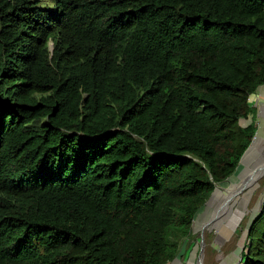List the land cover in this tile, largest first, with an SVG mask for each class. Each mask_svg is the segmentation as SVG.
Here are the masks:
<instances>
[{
	"label": "trees",
	"instance_id": "1",
	"mask_svg": "<svg viewBox=\"0 0 264 264\" xmlns=\"http://www.w3.org/2000/svg\"><path fill=\"white\" fill-rule=\"evenodd\" d=\"M262 85L264 0H0V264L172 261Z\"/></svg>",
	"mask_w": 264,
	"mask_h": 264
},
{
	"label": "bare ground",
	"instance_id": "2",
	"mask_svg": "<svg viewBox=\"0 0 264 264\" xmlns=\"http://www.w3.org/2000/svg\"><path fill=\"white\" fill-rule=\"evenodd\" d=\"M260 129L261 132L264 130V125L262 123H260ZM259 142H261L260 149L255 146V144ZM255 144L253 148L251 147L254 156L251 155L252 151L250 148L236 173L229 178L227 182L222 183L221 187H216L212 197L206 204L205 212L199 215L195 220L194 229L196 232L215 228L218 229V232L220 230L219 233H227L229 232L228 228H231V226L234 227L247 212L250 213L252 217L253 214L259 210L262 204V197L257 200L249 211L248 208L252 195L260 179L264 176V136L262 137L261 133L255 138ZM247 195L248 197H246ZM225 233H223V235ZM194 254L195 252L190 256L193 258ZM190 256L187 255V259L189 257L187 264H189L190 259H192ZM236 258L237 256H235V259ZM228 259L230 258L228 257ZM170 264H184V262L176 258V260ZM221 264L227 263L223 260Z\"/></svg>",
	"mask_w": 264,
	"mask_h": 264
},
{
	"label": "rangeland",
	"instance_id": "3",
	"mask_svg": "<svg viewBox=\"0 0 264 264\" xmlns=\"http://www.w3.org/2000/svg\"><path fill=\"white\" fill-rule=\"evenodd\" d=\"M31 99L32 98H30L29 100ZM253 99H254L253 96L249 97V104L251 107L254 103H256L255 102L256 100H253ZM252 114L255 116V124L257 127L256 136H257L258 133L260 132V122L261 120H264V117H263L264 112L262 110L261 111L258 110L257 112L256 107H255V108H252ZM250 120H251V116H249L247 119L242 120L241 122L242 126H246L247 124H249ZM262 136H264V131H263ZM261 142L255 144V146L259 149L261 148V145H260ZM225 182H227V180ZM259 185H260V188H259ZM221 186H222L221 184L216 185V187H221ZM246 197H248V195ZM260 197H262V204L259 210L256 211L252 217H251V214L247 212L240 219V221H238V223L234 227L231 226V228L230 227L228 228L229 232L227 233L225 232L219 233L220 230L218 232V229H215V228L199 230L197 232L195 231L194 229L195 220L196 218L199 217V215H202V213L205 212V208L207 204L205 203L201 207V209L197 212L196 217L194 218L192 222V225H191L192 237H189V239H186L182 243L180 253L172 261L168 262L167 264L174 262L176 258H179L181 261L184 262V264H187V262L189 261V257L187 259V255L190 256L193 252H195V254L193 258L191 257L192 255L190 256V258L192 259H190L189 264H221L223 260H225L227 264H230V263L239 264L240 254L243 252L244 244L246 243L247 230H248L250 221L261 210V207L264 202V176L260 179L259 184L255 192L252 195V198L249 203L248 211L255 205V203ZM223 233L225 234L223 235ZM233 255L237 256V258L235 259V256ZM227 256L230 259H228Z\"/></svg>",
	"mask_w": 264,
	"mask_h": 264
},
{
	"label": "crops",
	"instance_id": "4",
	"mask_svg": "<svg viewBox=\"0 0 264 264\" xmlns=\"http://www.w3.org/2000/svg\"><path fill=\"white\" fill-rule=\"evenodd\" d=\"M251 96H253V98H254L253 100H256V101H255L256 103H254V104L252 105V108H255V107H256L257 112H258V110H259V111L262 110V111L264 112V85L260 86V87L256 90V92H255L253 95H251ZM263 117H264V116H263ZM254 118H255V116H254ZM260 123H262V124L264 125V120H261ZM263 131H264V130H263ZM263 131L261 132V129H260V132L258 133V135L261 133V136H262V135H263ZM258 135H257V136H258ZM257 136H256L255 138H257ZM262 137H263V136H262ZM254 144H255V139H254V141H253L252 148H253ZM252 148H251V151H252L251 155L254 156V153H253Z\"/></svg>",
	"mask_w": 264,
	"mask_h": 264
},
{
	"label": "water",
	"instance_id": "5",
	"mask_svg": "<svg viewBox=\"0 0 264 264\" xmlns=\"http://www.w3.org/2000/svg\"><path fill=\"white\" fill-rule=\"evenodd\" d=\"M255 137H256V133H255V136H254L253 139H252L251 144L249 145V147L246 149V151H245V152L243 153V155L241 156V158H240V160H239V163H238V165H237V167H236L235 172L238 170V168H239L241 162L243 161L244 157L247 155V153L249 152L250 148L252 147V144H253V141H254ZM235 172H234L233 174H235ZM233 174H232V175H233ZM230 177H231V176H230ZM228 179H229V178H228ZM228 179H227V180H228ZM215 189H216V187H215ZM215 189H214V191H215ZM214 191L212 192L210 198L212 197ZM210 198L208 199V201L210 200ZM208 201H207V202H208ZM207 202H206V203H207ZM198 211H199V210H198ZM260 211H261V210H260ZM260 211H259V212H260ZM259 212H258V213H259ZM258 213L254 216V218L258 215ZM195 217H196V215L194 216V218H195ZM254 218H253V219H254ZM253 219H252V220H253ZM252 220L250 221L249 227H250V225H251ZM249 227H248V229H249ZM179 253H180V252H179ZM179 253H178V254H179Z\"/></svg>",
	"mask_w": 264,
	"mask_h": 264
}]
</instances>
